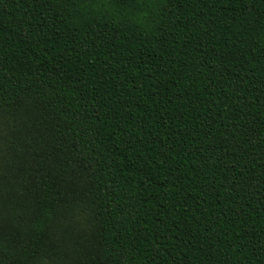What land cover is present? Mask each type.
<instances>
[{"label":"trees","instance_id":"obj_1","mask_svg":"<svg viewBox=\"0 0 264 264\" xmlns=\"http://www.w3.org/2000/svg\"><path fill=\"white\" fill-rule=\"evenodd\" d=\"M264 0H0V264H264Z\"/></svg>","mask_w":264,"mask_h":264},{"label":"snow or ice","instance_id":"obj_2","mask_svg":"<svg viewBox=\"0 0 264 264\" xmlns=\"http://www.w3.org/2000/svg\"><path fill=\"white\" fill-rule=\"evenodd\" d=\"M261 39L264 40V36H262Z\"/></svg>","mask_w":264,"mask_h":264}]
</instances>
